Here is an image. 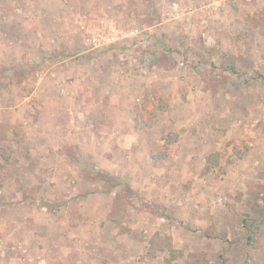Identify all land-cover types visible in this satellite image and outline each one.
<instances>
[{
  "label": "rangeland",
  "instance_id": "obj_1",
  "mask_svg": "<svg viewBox=\"0 0 264 264\" xmlns=\"http://www.w3.org/2000/svg\"><path fill=\"white\" fill-rule=\"evenodd\" d=\"M0 264H264V0H0Z\"/></svg>",
  "mask_w": 264,
  "mask_h": 264
},
{
  "label": "built area",
  "instance_id": "obj_2",
  "mask_svg": "<svg viewBox=\"0 0 264 264\" xmlns=\"http://www.w3.org/2000/svg\"><path fill=\"white\" fill-rule=\"evenodd\" d=\"M77 24L83 33L84 43L90 50L103 49L122 43L126 38H130L131 35L137 34V30L128 32L112 25L93 28L89 26L87 20L78 21Z\"/></svg>",
  "mask_w": 264,
  "mask_h": 264
},
{
  "label": "crops",
  "instance_id": "obj_3",
  "mask_svg": "<svg viewBox=\"0 0 264 264\" xmlns=\"http://www.w3.org/2000/svg\"><path fill=\"white\" fill-rule=\"evenodd\" d=\"M117 45V44H116ZM193 97V96H192ZM193 100H195V99H193ZM131 140H133L134 138H139L140 136L139 135H137V134H134V135H131V132H129V136H128ZM129 139V140H130ZM152 160V159H151ZM148 163H151V161L150 162H148ZM134 165V164H133ZM154 165V164H153ZM161 165H162V163H161ZM137 166V167H136ZM146 166V165H145ZM151 166V165H150ZM158 166H160V164L158 165ZM135 168H140V164L138 163V162H136L135 163V167H134V169Z\"/></svg>",
  "mask_w": 264,
  "mask_h": 264
}]
</instances>
